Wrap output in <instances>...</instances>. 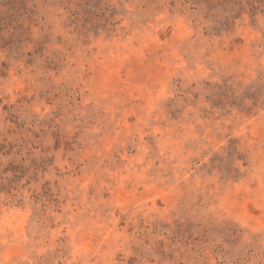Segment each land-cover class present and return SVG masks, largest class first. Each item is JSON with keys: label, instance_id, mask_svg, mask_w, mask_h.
<instances>
[{"label": "rangeland", "instance_id": "1", "mask_svg": "<svg viewBox=\"0 0 264 264\" xmlns=\"http://www.w3.org/2000/svg\"><path fill=\"white\" fill-rule=\"evenodd\" d=\"M0 264H264V0H0Z\"/></svg>", "mask_w": 264, "mask_h": 264}]
</instances>
